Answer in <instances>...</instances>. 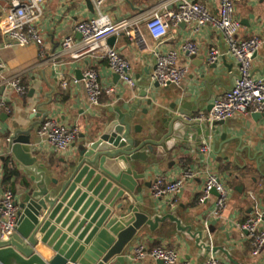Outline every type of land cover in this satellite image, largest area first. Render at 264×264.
<instances>
[{"label": "crops", "instance_id": "obj_1", "mask_svg": "<svg viewBox=\"0 0 264 264\" xmlns=\"http://www.w3.org/2000/svg\"><path fill=\"white\" fill-rule=\"evenodd\" d=\"M191 1L201 3L213 15L219 16L220 0ZM4 2L0 3V18L9 10L8 3ZM165 4L169 10L176 9L172 0H107L103 12L113 20L134 18L142 21L147 11L161 8ZM95 16L96 12L89 1L47 0L43 5L40 24L45 41L43 54L41 48L35 44H13L4 47L10 40L0 33V45L3 46L0 49V101H5L9 107L8 112H0V138H8L18 129L27 130L35 125L32 132L34 148L39 163L46 166L50 175H54L55 170L63 167L65 161L75 156L78 146L82 143V136L87 135L100 122L109 108L120 106L128 100L140 101L138 123L143 125L145 131L150 130L153 128L151 120L159 121L168 113L173 100H167L165 96L170 90L178 92L182 99L186 94H192L196 98L204 95L208 98L203 104V112L206 114L208 105L230 90L239 74L238 63L228 53L227 44L219 31L205 28L194 34L188 26L179 25L169 30L161 43V50L166 53L172 49H180L185 40L192 38L199 46V53L194 57L181 55L180 62L189 66V74L180 86L172 85L170 90L161 86L152 88L151 91L148 88L149 97L159 99L156 100L158 105L149 106L147 99L141 98L142 87L152 84L150 76L155 60L149 52L140 49L136 40H131L125 33L116 36L113 47L130 62L136 82L133 89L121 79H116V75L110 71L104 60H94L91 57L71 60L68 56H59L62 40L70 35L78 40L80 34L75 31L76 25ZM236 17L241 22L240 38L258 35L264 40V0H243L237 5ZM143 23L138 28L149 38ZM212 47H216L221 53L215 69H210L212 64L208 63V52ZM89 66L98 69L103 87L115 89L114 95H103L101 106L97 108L90 106L83 81V73ZM252 71L254 77L264 79V43L254 58ZM16 75L21 76L28 88V93L24 96L18 95L4 84L6 79ZM64 83L67 84L66 87ZM201 89L204 90L203 93ZM145 109L148 110L147 114L143 113ZM2 113L7 114V117L2 119ZM253 113L255 112L251 111L247 115L235 116L218 125L216 129L219 134L214 135L215 149L211 140L198 136L173 152L160 158L154 157L153 168L145 180L149 187L143 186L145 199L155 204L161 213L178 207L177 214L185 225H191L193 231L208 230L207 242L212 247H221L224 250L210 253L201 251L192 239L177 233L175 226L168 224L165 231L152 233L145 228L138 235L129 247V264H158V261L151 257L142 261L129 259L128 256H134V249L138 245H144L147 249L155 246L174 248L179 252L181 260L190 264H203L211 254H214L221 264H264V249L258 257H253L250 239L236 226L253 212H264V111L260 112L263 114L259 117H254ZM47 118L55 119L66 126L80 127L78 140L67 151L56 152L37 135L38 128ZM222 135L231 140V143L228 148L220 150ZM207 141L213 149L209 154V167L229 189L227 208L222 216L215 218L212 215L217 194L212 193L208 200L201 201L204 189V178L201 176L189 180L177 198H153L151 187L156 177L166 176L174 179L186 168L200 171L205 167L206 157L199 152V147ZM238 146L244 150L242 158L245 159L246 165L243 168L233 162V155ZM7 161L15 166L20 175L23 173V169L12 162L8 151L0 152V201L8 190L13 191L15 201H19L21 197L16 187L22 185L24 180L18 177L13 179V186L3 185L4 166ZM239 163L243 165L241 161Z\"/></svg>", "mask_w": 264, "mask_h": 264}, {"label": "water", "instance_id": "obj_2", "mask_svg": "<svg viewBox=\"0 0 264 264\" xmlns=\"http://www.w3.org/2000/svg\"><path fill=\"white\" fill-rule=\"evenodd\" d=\"M181 25L187 26L184 22ZM108 41L113 46L116 37ZM216 67L217 63L209 66ZM115 77L120 79L119 75ZM159 87L158 83L142 87L141 98H146L149 106L158 105L159 99L149 97L148 88L151 91ZM165 98L173 100L168 113L159 121L151 120L153 128L146 131L138 123L140 101L128 100L109 108L100 122L82 136L75 156L55 170L54 175L39 163L32 133L35 125L0 138V152H9L12 162L23 169V176L19 173V177L24 180L16 187L21 197L16 201L17 229L9 240H0V264H129V247L138 235L145 228L152 233L165 231L168 224L192 239L201 251L224 250L207 242L208 230L193 231L191 225H185L177 214L178 207L161 213L144 197L143 186L149 187L145 180L153 168L154 157L173 152L198 136L211 140L215 149L214 135L219 134L216 128L224 122L197 119L205 114L203 104L208 98L204 95L196 98L186 94L182 99L178 92L170 90ZM212 107L209 104L206 111L210 112ZM261 114L255 112L253 116ZM1 117L6 118L7 114L2 113ZM221 139L220 150L228 148L231 140L224 135ZM243 151L238 146L233 155V162L240 168L246 165ZM212 193L216 195L214 190ZM38 235L56 252L50 263L33 250Z\"/></svg>", "mask_w": 264, "mask_h": 264}, {"label": "built area", "instance_id": "obj_3", "mask_svg": "<svg viewBox=\"0 0 264 264\" xmlns=\"http://www.w3.org/2000/svg\"><path fill=\"white\" fill-rule=\"evenodd\" d=\"M9 5V10L0 18V33L10 40L4 44L9 47L13 44L19 46L38 45L42 54L45 41L43 39L40 24L43 17V5L47 0H4ZM89 1L96 16L80 21L75 31L82 37L75 39L70 35L61 42L59 56H68L71 60H80L91 57L94 60L106 61L110 71L119 75L120 79L130 88L136 87L130 62L113 46L109 44V38L125 33L131 40H136L142 51L149 52L155 60L154 70L150 76L152 84L158 83L161 87L169 85L180 86L189 74V66L180 62L181 55L194 57L199 53L197 42L189 38L185 40L180 49H172L168 52L161 50V43L169 33V30L186 23L191 31L196 34L205 28L219 31L228 47V53L232 55L239 67L238 77L233 87L221 97L213 101L210 112L200 115L197 119L207 122L225 121L238 115H247L251 111H264V79L253 75V61L256 54L262 48L264 40L258 35L248 38H240L241 22L236 17V8L243 0H220L219 16L213 15L207 7L191 0H172L176 4L175 10L167 9L168 5L158 9L147 11L142 21L134 18L113 20L103 12L107 0H76ZM144 22L148 37L140 31L139 25ZM151 41L153 43H151ZM3 46L0 45V49ZM221 53L216 47L208 52V63L214 64L220 58ZM85 90L90 106H101L104 94L114 95L113 87L105 88L101 84L100 73L94 66H89L83 73ZM18 95L24 96L28 88L23 83L20 75L8 78L4 81ZM66 83L64 86L66 87ZM9 111L5 101H0V112ZM80 127L66 126L55 119H45L37 130L41 141L54 148L56 152H65L79 138ZM213 151L210 142H205L199 147V152L206 157V165L200 171L186 168L183 173L174 179L166 176H158L152 183L151 193L155 199L177 198L185 189L189 180L197 177L204 178L203 197L206 201L214 190L217 194L215 208L212 215L220 218L227 208L229 189L221 181L219 176L209 167V154ZM0 240L7 241L16 232L18 225V206L13 191H6L0 201ZM236 226L250 239L253 250L252 256L258 257L264 249V212L256 211ZM33 250L45 262L50 263L56 256V252L49 247L41 235H38L37 243ZM151 257L163 264H190L182 261L179 252L171 247L155 246L147 249L144 245H138L134 249V259L142 261ZM66 264H78L67 262ZM203 264H221L219 259L211 254Z\"/></svg>", "mask_w": 264, "mask_h": 264}, {"label": "trees", "instance_id": "obj_4", "mask_svg": "<svg viewBox=\"0 0 264 264\" xmlns=\"http://www.w3.org/2000/svg\"><path fill=\"white\" fill-rule=\"evenodd\" d=\"M19 177V172L15 168L14 165L9 164L7 161L4 166V177H3V185L5 187L13 186V179Z\"/></svg>", "mask_w": 264, "mask_h": 264}]
</instances>
